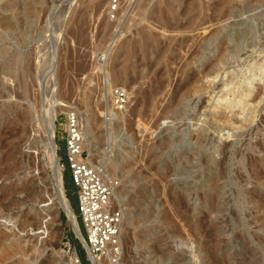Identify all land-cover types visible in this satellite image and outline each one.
Wrapping results in <instances>:
<instances>
[{"label":"rangeland","instance_id":"374dc122","mask_svg":"<svg viewBox=\"0 0 264 264\" xmlns=\"http://www.w3.org/2000/svg\"><path fill=\"white\" fill-rule=\"evenodd\" d=\"M139 1L116 23L106 0H0V264H58L68 241L91 264L56 197L43 121L30 126L42 101L57 157L73 109L116 188L121 264H264V0ZM65 194L84 235L77 187ZM5 225L39 245L28 263L8 253Z\"/></svg>","mask_w":264,"mask_h":264},{"label":"built area","instance_id":"2783aa9c","mask_svg":"<svg viewBox=\"0 0 264 264\" xmlns=\"http://www.w3.org/2000/svg\"><path fill=\"white\" fill-rule=\"evenodd\" d=\"M104 14L111 22L119 23L132 12L138 0H106ZM130 98L126 89L114 87L112 102L116 111L124 110ZM60 138L65 144L66 161L63 171H70L77 187V211L84 228L81 242L91 264H120L123 255L121 221L123 212L111 203L112 186L105 179L103 167L91 164L89 151L84 147L85 133L77 111L65 113ZM70 264H84L77 248L68 241L65 246Z\"/></svg>","mask_w":264,"mask_h":264},{"label":"bare ground","instance_id":"6f19581e","mask_svg":"<svg viewBox=\"0 0 264 264\" xmlns=\"http://www.w3.org/2000/svg\"><path fill=\"white\" fill-rule=\"evenodd\" d=\"M140 1L138 0V3ZM175 2H178L177 0H170V1H167V10H171L172 7H173V4ZM137 3V4H138ZM97 4V3H96ZM137 6V5H136ZM135 6V7H136ZM134 7V8H135ZM161 16H163V14H161ZM166 18V17H165ZM59 39V38H58ZM125 51V50H124ZM123 51V52H124ZM124 56V54H122ZM107 57V51L103 52V55H102V58H106ZM21 57H19L17 60L20 61ZM24 61V60H23ZM261 67V66H260ZM259 68V67H258ZM262 68L264 69V65L262 66ZM260 69V68H259ZM261 70V69H260ZM7 72V71H6ZM3 74V73H2ZM1 75V74H0ZM52 75V73H51ZM2 76V75H1ZM3 77V76H2ZM4 78V77H3ZM254 81H255V78L253 79H250L247 81V90H246V94H244L246 97H249L252 95V93L254 92ZM15 86V85H14ZM12 87V86H11ZM21 88V87H20ZM9 90V88H7ZM28 87H25L24 88V92L26 94V97L24 98V101H26L27 99V92H28ZM11 91H13V93H9L7 95L8 99L10 98H13V99H20V97L16 94H14V89H11ZM37 91V90H36ZM50 91V90H49ZM40 92V91H38ZM113 92V91H112ZM36 95H40V94H36ZM56 95V94H55ZM46 96V95H45ZM50 96V95H49ZM112 97V96H111ZM5 98V97H3ZM45 98V97H44ZM130 98V97H129ZM41 99V98H40ZM53 99V98H52ZM56 99V98H55ZM38 100V99H37ZM46 100H47V97H46ZM57 100V99H56ZM50 101V100H49ZM36 102V101H35ZM40 102V101H39ZM41 103H43L40 107H41V112H39V114H34L35 111H34V108H31L29 107V110H30V126H34V124L36 122H41V126L42 124L44 125V133L46 134V141L44 142V146L43 148L45 149V157L47 158V163H48V166L52 172V181H53V186L55 188V192H56V197L59 201V204L62 208H64L66 210V212L68 213V215L70 216V220H71V223L73 225V227L76 229V231H78V233L80 234V236L83 238V234L81 233L80 231V227H79V224L77 222V218H76V215L74 213V210L70 204V202L68 201L67 199V196L65 194V188H64V182H63V178H62V170H63V167L61 165V159L57 157L56 155V151H57V146H56V142H55V134H56V120H57V113L56 111L53 110V106L54 104H49V103H46L44 104V102L42 101ZM58 103V102H57ZM113 103V102H112ZM36 104V103H35ZM61 103L59 102V105ZM129 104H130V101H129ZM128 104V106H129ZM40 105V104H39ZM45 105V106H44ZM50 105V106H49ZM114 105V104H113ZM229 105V104H228ZM232 105V104H231ZM127 106V107H128ZM26 107V106H25ZM58 107V106H56ZM55 107V108H56ZM61 107V106H60ZM60 107H59V111H60ZM63 107V106H62ZM38 108V106H37ZM36 108V109H37ZM115 108V107H114ZM62 109V108H61ZM116 110V109H115ZM69 111V110H68ZM66 111V112H68ZM58 112V111H57ZM80 117V116H79ZM42 118V119H41ZM81 121V120H80ZM82 125V124H81ZM90 126V125H89ZM43 127V126H42ZM84 147L89 151V161L91 164H95L93 163V153L90 152L89 150V145L88 143L86 142V135H85V142H84ZM92 150V149H91ZM101 166V165H100ZM103 167V166H102ZM103 170L105 172V179L107 181V178H106V170H105V167H103ZM108 182V181H107ZM109 183V182H108ZM110 184V183H109ZM112 186V197L114 196H117V191H116V188L113 187V185L111 184ZM111 197V203L113 201L114 198ZM1 204H0V213L2 212V208H1ZM49 219V218H48ZM47 219V222L48 221H51V220H48ZM8 223H10L9 220H7ZM5 228L7 231L11 232L12 236H10V238H8L9 240V244H8V253L9 252H16L18 254H21L22 257H25L26 260L25 262L27 261V258L29 256L26 255V249H30L32 251H34L35 253L39 252V245H36V246H32L31 244V241H27L24 239V233H15V230L13 228V226L10 228V226H6L5 225ZM125 229V223L123 222V218H122V221H121V240H122V235H123V231ZM49 240V239H48ZM47 240L45 242H43V248L45 247V244H46ZM39 243V242H38ZM123 257V255H122ZM63 260H61V262H59L58 264H70L71 262V257L68 255V253L64 254L63 256ZM121 262H122V259H121ZM28 263V261H27ZM121 264V263H120Z\"/></svg>","mask_w":264,"mask_h":264},{"label":"trees","instance_id":"16d2710c","mask_svg":"<svg viewBox=\"0 0 264 264\" xmlns=\"http://www.w3.org/2000/svg\"><path fill=\"white\" fill-rule=\"evenodd\" d=\"M62 157V156H61ZM67 171V173H66V175H65V188H67V186L71 183V184H74V182H73V180H72V177H71V175H70V171L67 169L66 170ZM75 185V184H74ZM67 197H68V195H67ZM68 199H69V201H70V203H71V205H72V202H71V200H70V198L68 197ZM72 207H73V205H72Z\"/></svg>","mask_w":264,"mask_h":264},{"label":"water","instance_id":"95a60500","mask_svg":"<svg viewBox=\"0 0 264 264\" xmlns=\"http://www.w3.org/2000/svg\"><path fill=\"white\" fill-rule=\"evenodd\" d=\"M70 202V201H69Z\"/></svg>","mask_w":264,"mask_h":264}]
</instances>
